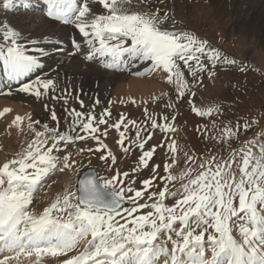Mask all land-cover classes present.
I'll return each mask as SVG.
<instances>
[{"label": "snow or ice", "instance_id": "obj_1", "mask_svg": "<svg viewBox=\"0 0 264 264\" xmlns=\"http://www.w3.org/2000/svg\"><path fill=\"white\" fill-rule=\"evenodd\" d=\"M94 2L101 5L106 14L93 13L90 0H43L50 20L74 25L78 30L88 49L84 59L98 58L106 70H125L128 60L150 61L153 70L166 73L167 82L175 83L178 95L183 97L189 82L184 78L181 62L194 79L198 73L209 70L202 57L211 62L213 69L217 63L235 64V60L222 57L219 50L208 46V41L191 32L163 27L170 17L167 12L160 15L159 9L151 10L150 0H137V6L146 7L138 12H130L125 7L131 6L133 0ZM0 3L5 10L17 3L26 9L33 7L32 0H0ZM71 43L69 55L75 56L82 50L81 43L76 39ZM28 44L40 45L41 40L25 43L22 34L11 25L0 24V62L6 77L5 82L0 83V96L17 92L41 99L60 91L61 96L52 98L62 99L67 104L71 96L67 86L61 89L57 79L51 76L33 78L43 67L41 58L47 51L45 47L29 49ZM190 94L195 96V92ZM76 99L83 108V99L79 96ZM99 103L96 98L94 104ZM10 111L4 108L0 117ZM65 111L71 117L67 132L60 131L53 109L51 120L57 126L43 124L44 131H36L35 140L0 165V264H22L21 258L29 259L30 264H43L46 256L68 257L60 264H264V138L249 140L238 149H232L230 143L241 130L247 132L256 121L243 124L237 121L235 125L223 127L213 122L214 134L210 139L224 144L228 155L220 159L212 155L199 164L195 174L193 167H185L178 176L171 175L177 152L173 140L168 145L172 164H165L166 175L162 179L182 183L175 191L165 184L159 192H151L147 201L152 203L140 204L138 200L144 197L155 177L143 180V188L138 190L132 186L135 180L125 185L128 172L116 170L107 177L90 169L76 182L74 191L65 189L37 214L29 206L38 186L55 171L71 170L75 165L71 153L58 155L63 151L61 142L66 147L90 136L99 147L82 148L77 154L101 152L99 158L109 166L117 163L111 151L103 154L107 145L95 135L99 125L107 123L103 117L110 113L105 110L97 119L75 108ZM193 111L201 117L222 114L219 107L202 110L193 105ZM25 119L30 121L27 127L35 131L30 116L17 115L13 124L19 127ZM163 119L168 121L169 117ZM124 120L122 114L120 121L111 127L119 130ZM34 123L40 124V121ZM128 123L137 125L136 120ZM157 127L161 125L152 118L151 128ZM163 127L174 131L168 124ZM137 128V140L132 143L143 150L150 137L140 140L138 125ZM204 131H209L207 125ZM102 135L107 136V132ZM124 140L125 133L121 131L118 144L127 153L129 147H124ZM156 147L142 151L139 163L147 167ZM183 155L185 165L196 158L187 152ZM159 167L155 165L156 169ZM169 197L174 198L171 206L165 203ZM237 200L238 206L234 205ZM143 209L148 211L138 214ZM234 228L238 229L241 239L233 236ZM169 242L171 249L167 247ZM72 252L76 254L68 256Z\"/></svg>", "mask_w": 264, "mask_h": 264}, {"label": "rangeland", "instance_id": "obj_2", "mask_svg": "<svg viewBox=\"0 0 264 264\" xmlns=\"http://www.w3.org/2000/svg\"><path fill=\"white\" fill-rule=\"evenodd\" d=\"M216 1L218 0H150L151 10L159 9L160 15L167 12L170 17L163 27L169 30L189 31L198 38L208 41V46L219 50L222 57L226 56L228 59L235 60V64L231 65L217 63L216 68L213 69L211 62L202 57L209 70L198 73L195 79L190 75L187 68L183 67L181 62L182 71L185 73L184 78L189 82L183 97L178 95L175 83L165 82L164 91L160 92L154 99L128 103L125 108L124 106L104 108L100 104H86L81 108L79 103L74 104L73 107L70 105H62L61 107L47 105L45 107V104H41L38 108H35L25 104L30 108V110H25L34 114L33 128L35 129V131L28 129V134L31 135L27 136V140L23 138L16 140L13 135L8 134L5 123H0V145L6 147V151L11 150V153L7 154V162L36 139V131H44L43 124H48L49 127L57 126L56 122L51 120V110L53 109L59 119L61 132H67L68 125L71 122V117L65 109L75 108L77 111L95 115L97 119L101 118V114L105 110L110 113V115L103 117L107 123L99 125V131L95 135L100 136L103 143L112 148L117 163L109 166L99 158L101 152L89 153L84 151L77 154L79 149L82 148L99 147L97 141H94L90 136L86 140L76 141L74 144L69 143L66 147L61 142L63 151L58 155L62 157L71 153V159L75 161V165L71 170L55 171L42 181L38 190L33 194V201L29 206L31 210L36 212L38 209L36 213H41L65 189L70 188L74 191L78 178L88 168H94L100 176L107 177L114 175L116 170L121 173L128 172L129 177L125 179V185L135 180V184L132 186L138 190H142L141 182L143 180L155 177L152 186L144 192V197L139 198L138 202L140 204L147 201L151 192L162 190L165 184L172 191H175L180 188L182 181L169 183L162 179L166 175L165 164H172L170 158L172 153L168 145L173 140L176 142L177 152L175 153L176 162L170 169V173L174 176H178L185 167H193L195 174L199 164L212 155H216L217 159L228 155L227 147L224 144L210 139V136L214 134L211 131L213 122L218 127L235 125L237 121L241 124L251 123V121L257 122L251 123V127L247 132L241 130L238 137L230 141L232 149H238L249 140L264 138V34L256 26L258 21L253 20V17L258 16L259 13H264V1L222 0L221 5H225L221 9L222 13L218 9ZM125 7H128L130 12L146 10L143 4L137 6V0H133L131 6L125 5ZM96 8L97 10L92 11L93 13L106 14L101 5L97 4ZM11 14L12 12L9 9H3L2 3H0V24L7 23L17 30L13 23H10L9 17ZM30 27L29 29H31ZM191 63L195 64L194 61ZM242 68L243 71H241ZM191 92H195L194 97L191 96ZM193 105L202 110L209 107H219L222 109V114L213 113L211 116L201 117L193 111ZM145 109H147V113H145ZM122 114L126 118L120 129L117 130L111 127L112 124L120 121ZM165 116L169 117L168 121L163 119ZM152 118L156 119L161 127L151 128ZM37 120L40 121V124L34 123ZM130 120L137 121L140 140H143L145 136L150 137L145 142L143 150L132 143V141L137 140L138 128L137 125L128 123ZM93 123L95 124V121ZM165 124L170 125L174 131L165 129L163 127ZM206 125L208 132L204 131ZM105 131L107 136L102 135ZM121 131L125 133L124 147H129L127 153L118 144ZM71 134L75 135L76 133ZM80 134L85 135L83 132H80ZM50 144L51 141H49V146ZM153 146L158 147H156L153 157L149 160L148 166L144 167L139 163V158L142 151L150 150ZM102 151L103 154H107L108 149ZM184 152L196 157L189 165H185ZM2 154L0 148V165H2ZM155 165L160 167L156 169ZM147 202L152 203L153 201ZM165 203L171 206L174 203V198H167ZM234 205L238 206V200L234 202ZM147 211L148 209H143L138 214ZM233 236L241 239L237 228L233 229ZM163 238L166 239V237ZM173 238L175 239V237ZM205 239L207 240V236ZM167 247L171 249L170 242ZM75 254L76 252H72L68 256ZM67 258L66 256L55 257L56 262L54 264H60V261Z\"/></svg>", "mask_w": 264, "mask_h": 264}, {"label": "bare ground", "instance_id": "obj_3", "mask_svg": "<svg viewBox=\"0 0 264 264\" xmlns=\"http://www.w3.org/2000/svg\"><path fill=\"white\" fill-rule=\"evenodd\" d=\"M35 2L36 0H32V4H35ZM216 2L218 9H220L222 13L221 9H223L225 5H221L222 0ZM97 4L98 3H95L94 0H90L92 11L97 10ZM16 6L18 10H15L14 7L9 9V11L12 12L9 17L10 23H13L17 31L22 34L25 43L32 39L41 40L40 45L33 46L28 44L29 49L33 47H45L47 51V55L41 58L43 67L33 74V78L35 75L42 77L51 76L57 79L61 89L67 86L71 92L67 104H65L62 99L52 98L53 95L57 97L61 96L62 93L60 91L54 94L50 93L49 96L41 99H36L29 94L17 92H13L12 95L0 96V112H2L4 108L11 109L10 112L0 117V123H5V129H7L8 134L13 135L16 140L19 138L27 140V136L31 135L28 134L29 128L27 127L30 122L29 120L25 119L19 127L13 124L15 116L17 115L23 117L30 116L31 122L33 123L34 114L25 110H30L29 106H25V104L35 108H38L41 104L49 106L57 105L58 107L70 105L73 107L74 104L79 103L76 99V97L79 96L80 99H83L84 105H95L94 100L99 98V104L104 108H119L121 106L125 108L128 103L152 100L157 97L160 92L164 91V83L167 82V74L162 70H153L152 62L128 60L126 61L127 68L125 70H106L101 66L98 58L93 61L84 59L88 50L87 45L74 25H64L54 22L47 16H42L39 13L29 15L27 12L22 11L19 3H17ZM35 8H40V10H42V5L36 4ZM217 12L219 14L218 10ZM25 15L28 16L26 17ZM255 19L258 21L256 24L257 28L264 34V13H259L258 16L256 15V17H253V20ZM29 26H31V29H29ZM72 39H76L81 43L82 50L75 56L69 55L72 51ZM33 54L38 55V53ZM2 67V62H0V83L6 80L2 78L5 76ZM98 84L99 87H97ZM4 90L7 91V89ZM11 147L9 148L11 149ZM0 148L1 152H3V164L6 162L7 154L9 152L11 153V150L6 151V147L4 148L2 144ZM106 149L112 152V148L109 145H107ZM235 238L238 239L237 237ZM80 247L82 250L83 245ZM45 258L48 259L46 260ZM54 258L55 257L51 256L44 257L43 264H54V262H56ZM21 259L22 264H30L29 259Z\"/></svg>", "mask_w": 264, "mask_h": 264}, {"label": "water", "instance_id": "obj_4", "mask_svg": "<svg viewBox=\"0 0 264 264\" xmlns=\"http://www.w3.org/2000/svg\"><path fill=\"white\" fill-rule=\"evenodd\" d=\"M90 169H91V168H90ZM90 169H87V170L81 175L80 178H82V177L84 176V174L87 173ZM92 170H94V169H92ZM95 172H96V170H95ZM96 173H97V172H96ZM80 178H79V179H80ZM126 206H127V205H126Z\"/></svg>", "mask_w": 264, "mask_h": 264}]
</instances>
